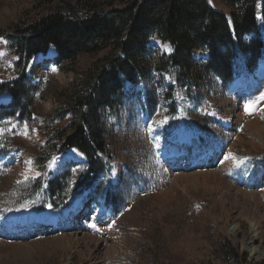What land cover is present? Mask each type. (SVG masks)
<instances>
[{"label":"rangeland","instance_id":"374dc122","mask_svg":"<svg viewBox=\"0 0 264 264\" xmlns=\"http://www.w3.org/2000/svg\"><path fill=\"white\" fill-rule=\"evenodd\" d=\"M208 1L232 11L222 0ZM58 7L0 0V79L17 77L23 62L31 84L40 86L30 120L0 119V264H264V62L240 69L230 84L203 78L169 102L170 78L155 67L143 85L128 83L124 101L103 110L106 171L95 188L83 189L77 180L84 156L51 151L56 141H47L72 119L60 109L67 95L110 51L58 65L52 48L28 65L10 46L17 30ZM149 45L155 58L171 53L159 38ZM206 57L194 53L196 61ZM150 88L159 102L154 110ZM57 175H66L68 186L48 211L44 189ZM107 191L118 203H106Z\"/></svg>","mask_w":264,"mask_h":264},{"label":"trees","instance_id":"16d2710c","mask_svg":"<svg viewBox=\"0 0 264 264\" xmlns=\"http://www.w3.org/2000/svg\"><path fill=\"white\" fill-rule=\"evenodd\" d=\"M41 1L58 2L59 7L11 36L10 46L19 62L29 64L51 46L58 53V65L72 63L84 54L110 51L74 85L60 107L72 119L56 138L47 141H56L51 151L76 149L85 156L87 167L77 180L83 189L95 188L98 176L106 171L110 142L103 110L113 111L124 101L128 83L143 85L142 80L155 67L158 74L170 78L165 94L169 102L176 90L191 91L203 78L215 77L230 84L240 69L255 71L264 59V0H222L232 8L229 16L208 0ZM153 38L168 43L171 53L155 58L149 45ZM196 51L207 57L196 61ZM23 65L16 78L0 79V96H10L8 104L0 105V119L10 115L30 120L35 111L40 86L31 84ZM154 91L150 88L153 98H146L153 110L159 105ZM68 181L66 175H57L47 182L44 204L52 205L47 210L56 206ZM104 199L108 205L118 203L108 191ZM233 254L242 262L235 249Z\"/></svg>","mask_w":264,"mask_h":264},{"label":"bare ground","instance_id":"6f19581e","mask_svg":"<svg viewBox=\"0 0 264 264\" xmlns=\"http://www.w3.org/2000/svg\"><path fill=\"white\" fill-rule=\"evenodd\" d=\"M249 123H250V122H249ZM250 126H251L252 130H256V129L259 128V124H258L257 121L251 122V123H250ZM252 224H253V223H252ZM254 230L256 231L255 233H257V230H258V229H257V227H256V223H254ZM258 233H259V232H258ZM250 243H252V241H251V242H248V241H247L245 247H246V248H251V246L249 247ZM244 244H245V243H244ZM257 249H258V248H256V247L253 248V250H256V251H255V254H257V253L260 254V252L263 253L262 251H259V252H258ZM263 254H264V253H263Z\"/></svg>","mask_w":264,"mask_h":264},{"label":"snow or ice","instance_id":"6c2138e0","mask_svg":"<svg viewBox=\"0 0 264 264\" xmlns=\"http://www.w3.org/2000/svg\"><path fill=\"white\" fill-rule=\"evenodd\" d=\"M0 40H2V38H0ZM5 53L3 52V51H0V56H2V55H4ZM53 70H55V69H53ZM248 106H246V108H247ZM229 158H231V154H229V156H226L225 157V159H229ZM55 159V158H54ZM53 162H54V160H53ZM26 163H28V164H31L32 162H31V160H29V161H27ZM51 163L52 162H50V164H49V166H51ZM36 175H39V173H37ZM94 226V225H93Z\"/></svg>","mask_w":264,"mask_h":264}]
</instances>
